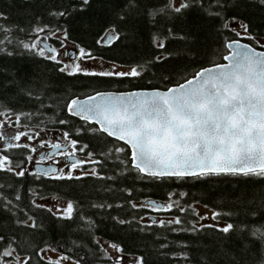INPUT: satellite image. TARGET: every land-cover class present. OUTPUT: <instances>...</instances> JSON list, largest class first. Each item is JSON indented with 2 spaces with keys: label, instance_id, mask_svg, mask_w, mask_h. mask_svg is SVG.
I'll return each mask as SVG.
<instances>
[{
  "label": "trees",
  "instance_id": "trees-1",
  "mask_svg": "<svg viewBox=\"0 0 264 264\" xmlns=\"http://www.w3.org/2000/svg\"><path fill=\"white\" fill-rule=\"evenodd\" d=\"M174 1L90 0L84 5L82 0H0V115L19 118V124L31 128L67 132L69 142L78 141L79 155L92 154L100 161L84 164L95 172L61 180L27 171L28 149L4 152L12 167L23 168L25 175L0 171L4 238L0 249L10 245L27 257L28 264H49L40 256L44 248L59 249L78 264H117L100 243L106 240L122 248V255L142 258L143 264H262L264 241L249 229L264 223V178L154 179L138 174L130 168L127 145L105 133H93L96 125L67 111L71 99L99 91L167 89L179 84L200 69L223 62L229 41L264 48L257 42L264 40L261 0H181V5L188 4L181 12L175 11L181 5ZM239 23L247 25V35H240ZM58 33L92 56L136 67L141 76H70L59 71L62 62L23 47L40 37L58 46L62 43L54 37ZM115 34L120 39L107 45L103 38ZM161 42L163 48L158 46ZM82 145H87L83 151ZM117 146L125 152H116ZM49 200L71 202L73 218H59L61 213L54 209L57 215L48 212ZM148 200L164 206L173 202L171 211L161 213L182 223L153 220L156 211L146 205ZM195 204L219 212L220 224L198 225ZM32 223L35 228L28 226ZM227 223L235 225V231L225 235L217 230Z\"/></svg>",
  "mask_w": 264,
  "mask_h": 264
},
{
  "label": "snow or ice",
  "instance_id": "snow-or-ice-1",
  "mask_svg": "<svg viewBox=\"0 0 264 264\" xmlns=\"http://www.w3.org/2000/svg\"><path fill=\"white\" fill-rule=\"evenodd\" d=\"M90 0H82L87 5ZM264 3V0H261ZM184 3L175 9L181 12L187 8ZM65 15V13H60ZM247 30V25H242ZM2 31V29H0ZM43 31V29H39ZM239 35V33H237ZM104 42L111 45L120 39L119 34L106 35ZM41 41L36 40L31 45L25 43L23 47L30 51H36L41 46ZM164 47L161 42L158 45ZM227 48L232 50L230 55H225L227 64H219L214 68H205L196 74L194 79L187 80L167 91L132 92L128 94H101L91 96L88 100H72L68 105V112L77 116L86 123L98 125L93 127V133H105L108 137L122 141L131 149L130 168L138 174H144L154 179L165 177L184 179L186 177H206L220 175H242L264 178V51L257 52L247 45L229 43ZM51 55H45V49L40 47L38 55L61 63L57 59L55 49H47ZM81 58H94L84 49H80ZM158 59H163L158 58ZM59 71H67L68 75L83 74L86 76L103 77H139L141 70L133 67L130 72L115 71H88L82 69L79 64L63 65ZM19 123V118L16 121ZM63 124L66 121L61 120ZM4 127L0 123V129ZM25 136L31 140L28 133H18L11 137L20 141ZM68 138V133H64ZM5 139L0 133V140ZM72 149L64 151L71 163L68 165L72 171L91 162L99 164V160H93L92 154L88 160L72 159L73 150L78 141L72 140ZM43 147V145H41ZM9 148L23 147L35 152L36 148L28 144H9ZM55 149H61L60 143L52 145ZM87 145L81 146V151ZM116 152L124 153V147L117 146ZM28 160L32 157L28 156ZM51 159V156L41 157ZM0 171L15 172L11 161L7 156L0 157ZM93 172L95 170L93 169ZM52 168L39 175H50L53 179H72L71 175H65ZM24 176L25 170L15 173ZM37 175V173H33ZM78 178V177H77ZM19 200L20 197L16 196ZM10 202V201H9ZM178 206V205H177ZM37 207H46L37 205ZM136 207V205H132ZM173 204L169 203L163 208L152 207L153 211H171ZM47 211L54 216L57 212L48 207ZM61 212L59 218L71 220L75 211L74 205L69 202ZM221 214L215 213L213 219ZM125 223V221H120ZM172 223L180 225V219H174ZM35 228V223L28 225ZM163 226V225H162ZM207 227H214L208 225ZM235 225L227 223L218 228L221 233L228 235L235 231ZM251 235L264 241V223L252 226L249 229ZM0 236V241H3ZM110 247L117 253L123 249L116 244ZM15 249L6 246L0 249V264H28V260H21L14 255ZM10 258V260L8 259ZM110 260L113 257H108ZM186 259V256L184 257ZM69 257L60 256L49 264H61V261ZM119 264L121 256L115 258ZM138 264H143L142 258ZM264 264V261H262Z\"/></svg>",
  "mask_w": 264,
  "mask_h": 264
},
{
  "label": "rangeland",
  "instance_id": "rangeland-1",
  "mask_svg": "<svg viewBox=\"0 0 264 264\" xmlns=\"http://www.w3.org/2000/svg\"><path fill=\"white\" fill-rule=\"evenodd\" d=\"M175 5L179 6L181 5V0H175L174 1ZM242 23H239L236 28L239 31L240 35H247V31L242 27ZM54 37L56 38H60L62 40V43L59 44L58 46H55V50L57 55V59L59 61L62 62V66L65 64L68 65H73L75 64H79L81 66L82 69L88 70V71H115V72H130L131 69L133 67L130 66H122L116 63H109L108 61H105L99 57L96 56H92L94 58H81L79 55L80 52V47L72 44L71 42H69L65 35L63 33H58L56 34ZM44 37H40L37 40H40L41 42L46 41L47 43H50L48 41V39ZM257 42L264 46V40L263 39H257ZM51 44V43H50ZM52 45V44H51ZM53 46V45H52ZM40 47L42 46H38V48L36 49L37 51L40 50ZM86 51V50H85ZM87 52V51H86ZM88 53V52H87ZM45 55H49L46 51H45ZM17 118L16 117H9L6 115H0V123H3L4 127L2 129H0V133L3 134L2 131H5V128H11L13 129L14 133H4L5 139H3L2 142H0V149L2 147H5L7 145V143H9L11 141V139L9 138L10 136L16 135L18 133H28L29 135L32 136V139L29 140L27 139V137L22 136L20 141H15V144L19 143V144H28L31 147L36 148L35 152H31L30 149H28L30 152L29 156L32 157L31 160H28L27 164H28V168L29 169H33L34 164L36 163V161H38V159H35V157L38 156V152L40 151H44V150H50L52 148V145L57 143V137L56 135H52V134H58L57 132H47V130L45 129H40V128H31L25 125H21L19 123L16 122ZM62 137L63 141L65 143H68L69 141L67 139L64 138V134H58ZM6 142V144H5ZM43 145V147L41 146ZM4 152H2L0 150V157H4ZM60 156H62V154H60ZM83 158L81 159L82 161L84 160H88L87 156H82ZM58 162L60 163V160L58 158H52L51 160H49V162ZM90 163V162H88ZM94 168H88L86 169V167H84V165L82 167L77 168L75 171H72L70 169V167H68V172H72L75 175H83V174H88V173H92ZM15 170H17V172L23 170V168L17 167ZM95 170V169H94ZM172 203L173 202H168L165 205ZM46 204H49V206L51 208H53L54 210L57 211V209L63 210L66 207V203H62L60 201L57 200H49L46 202ZM194 208L196 209V213L199 216V223L198 225H204V224H217L219 225L220 222H218L217 219H213V216L215 214V212L203 205L200 204H195ZM58 212V211H57ZM61 213V212H60ZM157 217V221L159 222H163V221H173L174 219H176L175 217H172L170 215H167L166 213H161V211H156L153 214ZM146 221H149L148 218H146ZM101 245L103 246V248L105 249V251L107 252L108 255H110L111 257H113V259L116 261V263L118 264L117 260L115 259L117 256H121L122 259L119 261V264H138L139 260L135 257H129V256H124L121 253H117L116 251H114L110 245L112 243L106 241V240H100ZM14 255H18L15 251ZM19 258L21 260H25V256H20L18 255ZM40 256L46 260L49 261H55L57 260L60 256H65L68 257L67 255H65L64 253H62L59 249H55V248H44L40 251ZM10 260V258H8ZM11 264V261H10ZM61 264H78L77 261H75L74 259L70 258L68 260H64L61 261Z\"/></svg>",
  "mask_w": 264,
  "mask_h": 264
},
{
  "label": "flooded vegetation",
  "instance_id": "flooded-vegetation-1",
  "mask_svg": "<svg viewBox=\"0 0 264 264\" xmlns=\"http://www.w3.org/2000/svg\"><path fill=\"white\" fill-rule=\"evenodd\" d=\"M11 131H12V133H14L13 129H11L9 127V128H5V131H2V132H3V134L4 133H8L9 134V133H11ZM52 135H56V137H57V141L56 142L61 144V149L58 150V149H55V148L52 147L48 151L44 150V151L38 152V156L35 157V159H38V161H36V163L34 164L33 169H29L27 167L28 166V164H27L26 165V167H27L26 170L31 172V173H37L36 172V165L37 164L55 165V166L58 167V172L56 173L57 175L60 172H63L65 175H74L72 172L71 173L68 172V165L71 163V160H69L68 158H66L65 155L62 154L64 151H68V150L72 149L71 141L68 142V143H65L60 135H58V134H52ZM12 136H14V135L12 134ZM12 136H10L9 138L11 139ZM2 141L3 140H0V142H2ZM10 143L11 144H15V141L11 139V141L9 143H7V145L5 147H2L0 150L2 152H6L9 149L8 145ZM5 144H6V142H5ZM51 152H53V153H51ZM73 153L74 154L72 156V159L81 160L83 158L81 155H79L77 153L76 149L73 150ZM60 154H62V156H60ZM48 156H51V159L52 158H58L60 160V163L53 162V161L49 162V160H51V159H43V160H41V157H48ZM25 260H27V258H25Z\"/></svg>",
  "mask_w": 264,
  "mask_h": 264
},
{
  "label": "water",
  "instance_id": "water-1",
  "mask_svg": "<svg viewBox=\"0 0 264 264\" xmlns=\"http://www.w3.org/2000/svg\"><path fill=\"white\" fill-rule=\"evenodd\" d=\"M239 43V44H241V45H247L249 48H252V49H255L257 52H262V51H264V49H261V48H256V47H254L253 45H251V44H249V43H247V42H245V41H242V40H233V41H229L228 43H227V45L229 44V43ZM41 46L45 49V51L49 54V55H51V53H49L48 51H47V49H55L51 44H49V43H47V42H42L41 43ZM231 51L232 50H230L229 49V53L228 54H226V55H230L231 54ZM228 63V61H226V60H223V62H221V63H217V64H213V65H210V66H207V67H204V68H202V69H200L198 72H200V71H203L205 68H214V67H216L217 65H219V64H227ZM197 72V73H198ZM196 73V74H197ZM196 74L194 75V76H192V77H190L189 79H194L195 78V76H196ZM189 79H187V80H189ZM187 80H185V81H183V82H181V83H179V84H176V85H173V86H171V87H169V88H167V89H157V88H153V89H138V90H129V91H99V92H96V93H94V94H91V95H87V96H85V97H75V98H73V99H71L70 100V102L72 101V100H77V101H83V100H88L89 99V97H91V96H98V95H101V94H105V95H107V94H117V95H120V94H128V93H132V92H150V91H167L168 89H170V88H173V87H178L180 84H182V83H186L187 82ZM70 102H69V104H70ZM68 104V105H69ZM67 111H68V106H67ZM69 113V112H68ZM70 114V113H69ZM71 115V114H70ZM72 116V115H71ZM74 117H76V118H79V117H77V116H74ZM80 119V118H79ZM98 126V125H97ZM99 127V126H98ZM115 139V138H114ZM120 142H122V141H120ZM123 143V142H122ZM129 148V147H128ZM130 149V148H129ZM51 153H53V152H51ZM130 153H131V149H130ZM52 168H55V169H57V171H58V167L57 166H55V165H44V164H37L36 165V171L37 172H39V173H41V172H44V171H48L49 169H52ZM51 175V174H50ZM146 205H151V206H156V207H159V208H163L164 207V205L162 204V203H159V202H157L156 200H148L147 202H146Z\"/></svg>",
  "mask_w": 264,
  "mask_h": 264
}]
</instances>
